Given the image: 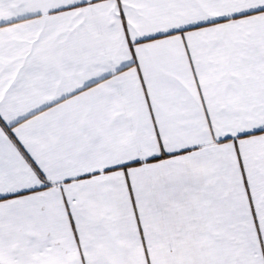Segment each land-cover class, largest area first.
<instances>
[{
    "label": "snow or ice",
    "instance_id": "1",
    "mask_svg": "<svg viewBox=\"0 0 264 264\" xmlns=\"http://www.w3.org/2000/svg\"><path fill=\"white\" fill-rule=\"evenodd\" d=\"M0 264H264V0H0Z\"/></svg>",
    "mask_w": 264,
    "mask_h": 264
}]
</instances>
